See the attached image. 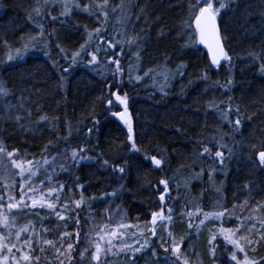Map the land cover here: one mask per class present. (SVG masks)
<instances>
[{"label": "trees", "instance_id": "obj_1", "mask_svg": "<svg viewBox=\"0 0 264 264\" xmlns=\"http://www.w3.org/2000/svg\"><path fill=\"white\" fill-rule=\"evenodd\" d=\"M115 2L118 3L119 0H115ZM189 2L190 0H134V11L147 5L150 18L153 21L157 16L161 18L149 29L151 40L145 46L139 73L143 75V70L162 63L161 54L164 52H167L170 57V62L167 65L169 68L174 69L181 61L187 64L185 75L172 81L167 95H162L154 88L150 78H145L142 82L132 85L128 84L125 79L121 94L127 92L131 97L129 111L132 114L136 132L135 141L141 149L139 153L129 151L131 145L127 144V130L116 117L111 115V112L120 111V108L117 106L109 108L105 100H96L102 92L105 93V99L109 98L105 85L111 81L110 73L104 80H101L95 71L84 64L71 65L70 59L65 60L59 53V49L56 48L57 41L54 38L51 39L50 56H45L43 51L32 50L22 60L6 62L7 50L3 47L4 39H7L9 44L14 47H19L16 41L21 35L36 34L37 30L34 24L26 17L27 10L33 6V0H0V82L6 83L12 93L5 98V103L16 104L18 97L22 95L26 97L25 108L32 111L33 124L43 114L58 117L61 121L59 135L66 136L69 134L64 125L66 117L73 125L68 141L72 147L84 145L93 148L87 155L96 156L98 153H102L103 158L108 159L112 165L123 164L125 160L130 165L122 178L113 174L111 168L105 170L93 161L84 162L83 167L70 165L68 173L58 175V182L66 183L72 188L71 194L66 188L65 195H71L72 199H78L82 191L85 199L89 201L79 211L82 235L87 233L90 228L98 230L100 225L107 223L106 217L101 215L105 209H110L112 212L123 211L127 216L125 223L136 224L137 217H139L140 223L149 221L150 212L160 208L158 197L159 192L163 191V186L159 185V180L174 177L169 185L170 196L178 197V199L176 201L166 200V204H175L174 225L171 230L177 239L188 234L189 238L183 242L181 247L190 253V260L194 264H212V260L208 256L207 244L212 224L206 223L201 232L196 235L194 229L188 230L187 218L180 215L181 205L186 199L191 200L192 198H196V202L201 204L204 211L214 210L212 205L219 196L207 174L208 166L212 164V161L207 157L203 158L204 175L201 180L192 181L187 190L184 188L183 181L189 176L187 169L195 158L193 150L198 152L204 146L197 142L201 140L207 142L206 137L214 133L217 128H221L224 132L230 131L229 125L220 119L218 112L206 108L209 102L213 100L217 103L223 102L221 107L226 109L228 97L231 96L233 108L239 106L241 112L246 115L264 109V73L259 69L260 61H254L249 57L250 52L257 54L264 52V19L260 15L264 11V0H235V3H231L230 0L229 8L222 11L221 17H218L222 34L228 38L226 50L233 60L231 75L234 84L230 90L212 88L210 84L203 81H197L190 87L187 86L190 79L196 80L199 72L210 65L206 53L198 45L192 48L182 47L188 39L187 31L182 37L178 36L182 30V21L188 19ZM191 2L195 3V0H191ZM213 3L218 6L216 0H213ZM58 12L59 9H56L53 15ZM73 23L81 27L78 30L75 27L60 28L58 22L54 24L50 20L45 23V28L49 32L53 28H60L59 43L68 49L69 53L78 49L79 45L83 43V25L87 24L90 29L96 27L94 21L83 13H74L68 20L69 25H73ZM161 26L164 27L166 35L158 39L157 33ZM108 27L110 31L113 29L112 24H109ZM135 27L139 30V28L148 27V25L141 20L137 21ZM115 51H120V49L117 48ZM132 51L135 49L126 50L122 56L125 74ZM57 58H59V66L53 67V61ZM228 67L226 62L223 67H212L209 71L211 81L225 82L229 76ZM64 68H69L66 74L63 72ZM61 76L65 77L63 91L58 87ZM182 85L184 86L183 92L181 91ZM206 88L207 91H205ZM22 89L25 91L22 92ZM93 101H96L93 114L100 122L99 133L94 132L91 141H87L84 134L93 124L92 115L89 114L93 112ZM37 105L41 106L39 112L36 111ZM20 114L24 115L22 112ZM235 118L236 115L233 111L230 119L235 120ZM27 122L25 116L21 123L26 124ZM78 123L82 124L79 134L75 127ZM262 127H264V115H258L251 121L245 120L241 134L235 136L241 147L235 148V156L229 163L227 177L221 173L215 175L216 185H219L221 181L224 182V188L220 195L223 196V202L229 209L234 203H242L248 195L254 197L255 201L264 198V167L257 166L259 162L255 160V150L251 148L253 144L257 143V137L264 139ZM0 128L5 130L0 135V139H3L7 151L17 148L23 152L26 149L38 158L43 145L49 139L55 140V134H51L48 131V126L43 123L36 128V135L18 131L16 124L9 121L0 124ZM41 132L43 133L42 137L40 136ZM224 142L235 147L227 137ZM96 145L98 147H93ZM208 146L213 153L216 151L214 143H209ZM117 147L123 150V154L120 156L117 155ZM160 149L164 150L168 164L162 169H155L150 161L143 159V156L145 154L148 156L157 155L159 158L158 150ZM224 151L227 153L226 149ZM250 154L252 155L251 160L249 159ZM28 158L31 159L32 156L30 155ZM62 162L61 159L55 163L59 165ZM2 163L7 164L10 169V161L4 158ZM181 166H184L186 170L176 171ZM200 167L201 165L197 164L192 170L198 172ZM9 174L14 175V170L10 169ZM73 177L80 178L79 183L83 185L82 189L75 188ZM15 179V195L18 199L20 178L16 176ZM43 179H45V174L41 170L32 183L39 184ZM121 184L125 185V190L117 197L100 198L102 192H112L114 189H119ZM177 184L180 185L179 188L176 187ZM245 184L253 189L252 193L247 192L244 188ZM151 185H156V188H152ZM92 197H96V199L93 200ZM191 207L195 211V204ZM90 212L94 215H89ZM46 214V210H40L41 216ZM237 214H239V210H237ZM29 218L35 220L34 216ZM225 226L234 227L235 223ZM36 227H40L38 221H36ZM44 227L55 229L57 221L52 217L44 222ZM63 230L65 229L61 225L59 231ZM67 230L75 232L76 225L68 224ZM59 231H55L46 238L58 237ZM159 234L166 235L162 228L159 229ZM202 235L205 237V244L200 247L198 240L196 246L191 250L195 237ZM72 239L75 240V236ZM153 244L159 253L160 264H164L163 249L159 247L157 237H153ZM222 244V241H218L217 246L220 247V251L216 254L217 264H228V253L231 248L229 247L225 251ZM86 246V241L81 239L75 255L77 264L80 261L79 251ZM147 256H151L150 250L147 252ZM255 256H264V245L258 248ZM85 264H87L86 261ZM137 264H145V257L141 256L137 260Z\"/></svg>", "mask_w": 264, "mask_h": 264}, {"label": "snow or ice", "instance_id": "obj_2", "mask_svg": "<svg viewBox=\"0 0 264 264\" xmlns=\"http://www.w3.org/2000/svg\"><path fill=\"white\" fill-rule=\"evenodd\" d=\"M218 6H215L213 0H191L188 5V19L181 23V32L178 36H183L185 31L189 33L188 39L182 46L184 48H192L197 45H203L207 49L208 57L211 61L210 65L202 69L197 75L196 80H189L187 86H192L197 81H203L210 84L212 88H222L230 90L234 84L232 78L233 60L226 51L227 37L222 34L221 27L218 25V17H221L222 11L230 6V0H216ZM235 3V0H231ZM203 5V6H200ZM134 0H33V6L27 10L26 17L32 22L36 28V34L21 35L16 43L19 47L9 44L7 39L3 40V47L7 50L6 62L14 60H22L25 55L32 50L43 51L45 56H50L51 39L57 41L56 48L65 60L70 59L71 65L84 64L89 69L95 71L104 80L109 73L111 81L105 85L107 96L102 92L101 96L96 100H105V103L111 108L118 105L121 110L113 111L111 115L116 117L127 130V144H130V152L139 153L141 149L135 141V128L133 117L129 111L131 97L123 90L125 79L128 84L132 85L142 82L145 78H150L152 86L167 95V90L171 83L177 77H183L187 68V64L181 61L174 69L167 65L170 57L167 52L162 53V63H158L152 68L143 70V75L139 74L142 66V58L145 53V46L150 43L151 36L149 29L155 22L160 21L157 16L155 21L150 18L147 5L140 7L138 11H134ZM59 9L58 14L53 12ZM198 9V10H197ZM74 13L86 14L94 21L96 27L89 28L87 24L83 25V43H81L75 51L69 53L68 49L62 47L59 43L61 39L60 28L75 27L77 30L81 27L73 23L68 24V20ZM264 19V11L260 13ZM134 17V18H133ZM194 17V19H193ZM115 18V20H113ZM50 20L52 23H59L60 28H53L50 32L46 30L45 23ZM143 20L148 27L136 29L137 21ZM109 24L113 25V29L109 30ZM194 25V33H193ZM166 35L164 27L161 26L157 33V38H163ZM119 48L120 51H115ZM131 57L128 62L127 73L122 64V56L125 51H131ZM249 57L254 61L259 60V69L264 73V52L257 54L250 52ZM224 62L228 64L229 76L225 82L220 80L211 81L209 71L212 67H223ZM59 66V58L53 61V67ZM69 68H64L66 74ZM65 77H60L59 89H64ZM115 89V90H113ZM208 89L206 88L205 91ZM25 91L22 89V92ZM181 91H184L182 85ZM11 90L6 83L0 82V124L4 121L14 122L17 130L21 132H30L36 135V128L40 124H46L48 131L55 134V140L49 139L47 143L40 149V157L29 153L26 149L21 152L17 148L7 151L3 139H0V264H77L75 259L76 249L79 241L83 239L87 246L79 251V264H137V260L145 257V264H160L158 259L159 253L153 244V237L159 239V247L163 249L164 264H194L190 260V253L182 249L181 245L189 238L188 234L182 235L177 239L171 230L174 225L175 204H166V200L176 201L178 197L170 196V183L174 177L159 180V185L163 186V191L159 192L160 208L150 212V220L145 223H125L126 214L117 210L112 212L105 209L102 216H105L107 223L99 226L98 230L90 228L85 234H81V220L79 211L82 206L89 203L85 199L83 192H80L78 199H72L71 195H65V189L69 194L72 188L66 183H60L57 177L60 173H68L70 165H79L83 167L84 162L93 161L99 164L101 168L108 170L111 168L113 174L121 178L127 173L130 165L127 160L123 164H110L108 159L103 158L102 153L96 156L87 155L93 148L87 146L72 147L68 141L72 134L73 125L65 117L64 125L68 129L69 134L66 136L59 135L60 119L58 117H50L47 114L40 115L33 124L32 111L25 108L26 97L23 95L17 98V103H5V98L11 95ZM232 97H228V107L222 109L223 102L217 103L215 100L206 105L207 109L215 110L219 113L220 119L227 122L230 131L224 132L221 128H217L214 133L206 137V141L201 140L204 146L200 151L193 150L195 158L187 171L189 176L184 179L183 185L187 190L194 180H201L205 172L204 157L212 161L208 166L207 174L209 181L215 187V192L219 196L212 205L214 210L204 211L201 204L196 202V198L186 199L181 205L182 217L187 218L188 230H195L197 234L206 223L212 224L209 230L207 240L208 256L212 260V264H217V252L220 251L218 241H222V247L228 253V264H264V256H255L258 248L264 245V198L255 201L254 197L248 195L246 199L239 204L234 203L229 209L225 206L223 196L220 195L224 188V182L221 181L216 185L215 175L217 173L228 175L229 163L235 156V148L241 147L240 142L236 141V134H241V129L245 124V120L251 121L258 115H264V109H259L250 115L241 112L239 106L233 108ZM93 101L92 127H89L84 134L87 141H91L93 133H99V120L93 114L95 110ZM41 106L37 105L36 111L39 112ZM235 112V120L230 119L232 112ZM24 113L21 115L20 113ZM25 116L27 123H21ZM82 126L78 123L76 127L77 134ZM5 130L0 128V135ZM264 132V127L261 128ZM43 133H40L42 137ZM232 141L235 147L225 143V138ZM209 143L216 145V151L213 153L208 146ZM63 144V147H61ZM98 147V145L93 146ZM127 147V145H125ZM255 150V160L258 167H264V139L257 137V143L251 146ZM224 149L227 150L225 153ZM117 155L123 154V150L117 147ZM159 158L157 155L148 156L145 154L143 159L150 161L155 169H162L168 164V160L164 155V150L160 149ZM32 156L29 159V156ZM10 161V169L14 170V175H10V169L7 164H3V159ZM63 160L62 163L56 165L57 160ZM252 159V155H249ZM255 163V161H253ZM200 164V170L192 169ZM43 170L45 179L39 184H33L34 178ZM181 166L176 171H185ZM18 176L19 198H16V179ZM79 177H73V183L76 189H82L83 185L79 183ZM11 181V182H9ZM156 188V185H151ZM180 187L179 184L176 185ZM244 188L248 193H252L253 189L245 184ZM125 190V185L121 184L119 189H114L109 193H101V199L115 198L119 193ZM168 194V195H166ZM202 196V194H201ZM91 199H96L92 197ZM195 204V211L191 205ZM187 210L185 211V209ZM40 210H46V215L41 216ZM239 210V214H237ZM89 215H94L89 213ZM35 217L31 219L29 217ZM54 217L57 221L55 229L44 227V222ZM118 217V219H117ZM198 220V222H196ZM23 221V222H22ZM36 221L40 227H36ZM235 223L234 227H226V224ZM70 223L76 225L75 232H69L67 226ZM63 225V231H59ZM163 229L165 236L159 234V229ZM59 231V236L54 239L46 238L48 235ZM75 236V240L72 237ZM150 250L151 256H147ZM50 254V255H49ZM122 257V258H121ZM242 257V258H241ZM112 258V259H110Z\"/></svg>", "mask_w": 264, "mask_h": 264}, {"label": "rangeland", "instance_id": "obj_3", "mask_svg": "<svg viewBox=\"0 0 264 264\" xmlns=\"http://www.w3.org/2000/svg\"><path fill=\"white\" fill-rule=\"evenodd\" d=\"M126 72H127V70H126ZM140 74V73H139ZM138 83V82H137ZM134 84H136V83H134ZM114 106H117V107H119L118 105H114ZM120 108V107H119ZM120 110H121V108H120ZM19 198V197H18ZM196 235H198V234H196ZM199 240V246L200 247H202L204 244H205V237L202 235V236H196L195 237V240H194V245L192 246V249L191 250H193V248L196 246V243H197V241ZM190 250V251H191Z\"/></svg>", "mask_w": 264, "mask_h": 264}, {"label": "water", "instance_id": "obj_4", "mask_svg": "<svg viewBox=\"0 0 264 264\" xmlns=\"http://www.w3.org/2000/svg\"><path fill=\"white\" fill-rule=\"evenodd\" d=\"M218 22V25H219V21H217ZM193 27H194V25H193ZM205 53H206V56H207V59H208V61H209V63H211V61H210V59H209V57H208V53H207V49L206 48H204V46L203 45H198ZM227 51V50H226ZM225 63V62H224Z\"/></svg>", "mask_w": 264, "mask_h": 264}]
</instances>
